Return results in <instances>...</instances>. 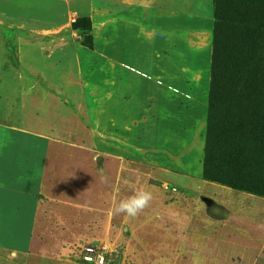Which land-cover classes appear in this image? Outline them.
<instances>
[{
	"label": "rangeland",
	"instance_id": "obj_1",
	"mask_svg": "<svg viewBox=\"0 0 264 264\" xmlns=\"http://www.w3.org/2000/svg\"><path fill=\"white\" fill-rule=\"evenodd\" d=\"M204 2L202 37L188 33L179 47L173 38V53L164 56L173 69L188 66L181 73L189 85L146 83L137 95L138 87H130L127 99L116 77L115 37L92 38L88 18L67 12L65 26L56 31L0 32V107L12 113L7 120L19 124L22 110L26 126H57L59 116L61 126L71 128L59 135L62 146L51 143L46 177L55 176L59 187L44 189L54 200H42L35 231L40 240L29 251L37 260L28 264H94L83 260L87 248L100 251L102 264H264V253L220 243L212 233L213 225L230 217L223 203L233 199L218 198L222 191L264 199V170L230 163L224 157L229 151L216 148L206 164L214 3ZM52 19L44 14L36 24L47 26ZM7 74L16 90L5 84ZM142 89L155 94L140 101ZM42 93V105L32 108ZM234 170L231 186L226 177ZM75 172L90 175L92 184ZM98 174L101 180L94 178ZM216 230L231 233L226 224Z\"/></svg>",
	"mask_w": 264,
	"mask_h": 264
},
{
	"label": "crops",
	"instance_id": "obj_2",
	"mask_svg": "<svg viewBox=\"0 0 264 264\" xmlns=\"http://www.w3.org/2000/svg\"><path fill=\"white\" fill-rule=\"evenodd\" d=\"M204 4V0H0V6L6 8L4 13L0 10V32L19 35L20 31L29 27L39 33L56 31L65 26L67 12L88 18L92 38L115 37L116 77L120 80L119 84L126 87L122 99H127L130 91H133L130 87H141L146 83L159 86L189 85L188 79L181 73L188 66L180 65L173 69L171 58L164 56L166 51L173 53V38L179 39V47L188 33L192 38L198 35L202 37L205 22L208 21ZM14 6L18 9H11ZM32 7L34 11H31ZM44 14H52L55 19L50 20L47 26L36 24ZM183 32L185 35L182 37ZM105 49L102 51L105 52ZM90 51L103 55L100 50ZM4 82L16 90L17 83L13 82L10 74H7ZM21 82L22 79L19 84ZM193 84L196 86L195 82ZM139 87L135 95L137 91L140 92ZM142 93L145 96L140 101H147L155 94L146 89H142ZM46 96L42 93L39 99L34 100L32 108L41 104ZM5 109V105L0 107V249L7 253H0V264H28L29 260H37L36 255L29 251L40 240L35 231L42 200H54L44 189L47 184L57 190L59 187L53 185L54 182L59 183L55 176L52 180L46 177L51 143L61 145L59 135L71 133V128L61 126L58 115L57 126L43 121L33 127L26 126L22 119L28 115L22 110L18 116L20 123L16 124L7 120L11 119L12 113ZM71 146L74 147L73 144ZM75 175L87 179L90 185L93 182L88 174L80 176L75 172ZM98 177L102 179L101 174L94 175L95 179ZM245 196L250 195L222 191L218 198L233 199L223 203L228 206L227 216L230 217H227V222L213 225L212 233L220 243L240 245L244 247V252L261 257L264 253V216H261L264 214V199L249 197L244 200ZM218 198L215 201L220 205L222 201ZM257 215L261 217L258 219ZM221 224H226L231 233H219L216 228Z\"/></svg>",
	"mask_w": 264,
	"mask_h": 264
},
{
	"label": "trees",
	"instance_id": "obj_3",
	"mask_svg": "<svg viewBox=\"0 0 264 264\" xmlns=\"http://www.w3.org/2000/svg\"><path fill=\"white\" fill-rule=\"evenodd\" d=\"M213 3L205 161L208 165L215 148L223 149L230 163L264 170V0ZM236 172L226 177L231 186Z\"/></svg>",
	"mask_w": 264,
	"mask_h": 264
},
{
	"label": "built area",
	"instance_id": "obj_4",
	"mask_svg": "<svg viewBox=\"0 0 264 264\" xmlns=\"http://www.w3.org/2000/svg\"><path fill=\"white\" fill-rule=\"evenodd\" d=\"M75 21H76V19L74 17H72L70 19V23H74ZM164 188L166 190L170 189L167 185H165ZM87 249H88L89 254L83 256V258H84L83 260L92 261V262H94V264H102L103 256H102V254H100V251L94 250L92 248H87Z\"/></svg>",
	"mask_w": 264,
	"mask_h": 264
}]
</instances>
